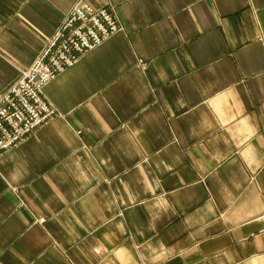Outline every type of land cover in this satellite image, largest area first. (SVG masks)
<instances>
[{
  "label": "crops",
  "instance_id": "1",
  "mask_svg": "<svg viewBox=\"0 0 264 264\" xmlns=\"http://www.w3.org/2000/svg\"><path fill=\"white\" fill-rule=\"evenodd\" d=\"M77 1L0 0V92ZM87 1L123 29L0 156V264H264V0Z\"/></svg>",
  "mask_w": 264,
  "mask_h": 264
},
{
  "label": "built area",
  "instance_id": "2",
  "mask_svg": "<svg viewBox=\"0 0 264 264\" xmlns=\"http://www.w3.org/2000/svg\"><path fill=\"white\" fill-rule=\"evenodd\" d=\"M122 29L114 7L77 1L34 63L0 92V156L59 114L45 86Z\"/></svg>",
  "mask_w": 264,
  "mask_h": 264
},
{
  "label": "rangeland",
  "instance_id": "3",
  "mask_svg": "<svg viewBox=\"0 0 264 264\" xmlns=\"http://www.w3.org/2000/svg\"><path fill=\"white\" fill-rule=\"evenodd\" d=\"M14 83V82H13ZM40 220V219H39Z\"/></svg>",
  "mask_w": 264,
  "mask_h": 264
}]
</instances>
